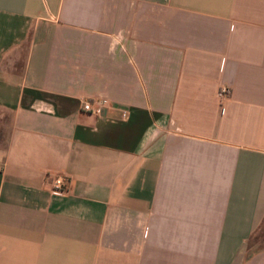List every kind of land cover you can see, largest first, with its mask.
Returning <instances> with one entry per match:
<instances>
[{"label": "crops", "instance_id": "1", "mask_svg": "<svg viewBox=\"0 0 264 264\" xmlns=\"http://www.w3.org/2000/svg\"><path fill=\"white\" fill-rule=\"evenodd\" d=\"M0 264H264V0H0Z\"/></svg>", "mask_w": 264, "mask_h": 264}, {"label": "built area", "instance_id": "2", "mask_svg": "<svg viewBox=\"0 0 264 264\" xmlns=\"http://www.w3.org/2000/svg\"><path fill=\"white\" fill-rule=\"evenodd\" d=\"M230 89L228 87H221L218 92V97L220 100L227 99L230 96ZM107 106L106 100H99L93 102H86L82 110L84 112H89L93 115H98L100 113L101 108ZM63 182L60 177L53 178V187L52 191L54 193H62L63 192Z\"/></svg>", "mask_w": 264, "mask_h": 264}]
</instances>
